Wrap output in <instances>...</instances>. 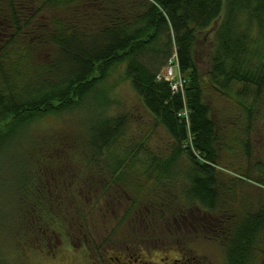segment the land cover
Returning a JSON list of instances; mask_svg holds the SVG:
<instances>
[{"label":"trees","instance_id":"obj_1","mask_svg":"<svg viewBox=\"0 0 264 264\" xmlns=\"http://www.w3.org/2000/svg\"><path fill=\"white\" fill-rule=\"evenodd\" d=\"M204 35L206 71L203 52L196 49L198 37ZM173 56L182 81L176 91L162 76ZM119 67L170 140L169 154L151 157L144 170H163L158 176L169 183L179 175L178 160L185 158L187 183L181 205L186 206L188 218L196 211L221 210L218 151L226 146L227 130L235 125L233 133L238 134L231 135V140H237L250 159L253 124L262 107L264 0H0V160L12 151L22 156L10 195L13 208L17 205L18 226L12 235L18 245L27 235L30 251L51 254L56 251L54 245L50 247L53 238L63 242L77 238V248L91 238L79 209L80 195L76 200L72 188L69 196L61 189L53 197L44 193L49 185L42 183L44 170L37 156L45 157L41 147L46 139L36 135L35 129L47 116L80 110L85 114L84 147L101 151L114 143L121 137L126 117L103 115L109 96L100 85ZM205 76L219 94L221 89L240 85L230 96L234 100L227 99L233 105L234 120L223 121L212 114L204 93ZM28 132L35 141L21 150ZM41 138L43 142L38 141ZM61 159L63 170L57 180H69L67 159ZM102 164L99 172L91 170L93 183L85 172L81 183L90 182L93 190L105 189V171L111 179L122 164L117 159V167L106 170L105 161ZM253 165L261 171L264 161ZM262 177L253 181L263 185ZM86 196L94 209L105 200ZM136 201L132 198L130 206ZM131 207L125 213L132 218L135 207ZM6 210L0 208V231ZM157 218L163 219L164 213ZM223 228V237L215 238L224 242L226 264H249L252 253L259 250V236L264 235V203L239 217L232 215Z\"/></svg>","mask_w":264,"mask_h":264},{"label":"rangeland","instance_id":"obj_2","mask_svg":"<svg viewBox=\"0 0 264 264\" xmlns=\"http://www.w3.org/2000/svg\"><path fill=\"white\" fill-rule=\"evenodd\" d=\"M204 36L198 37L196 42V49L202 51V55L207 52L204 49L208 45L207 35ZM202 65L206 71L208 62L205 55ZM173 67L174 78L179 76L181 81L176 64ZM203 80L204 93L214 117L223 121L234 120L231 114L233 105L229 100H234L230 96H235L240 85L221 89L219 94L213 91V83L206 76ZM100 88H105L109 96V101L105 100L108 106H105L103 115L108 118L125 114L126 117L125 126L119 132L121 137L105 149L98 151L81 143L85 138L82 125L85 114L80 110L65 112L58 117L47 116L38 122L39 126L35 129L36 135L46 139L41 147L45 148V157L37 156L40 168L44 170L42 183L49 185L44 193L53 197L61 189L69 196L72 188L76 200L80 195L77 200L79 209L91 238L80 248L75 247L78 245L77 238L68 239L67 242L53 238L50 247L54 245L56 251L51 254L44 250L30 251L31 239L27 235L22 239L24 243L18 245L12 235L18 226L17 205L13 208L10 195L14 194L13 182L22 156L12 151V154L10 152L0 160V208H7L8 215L0 231V264H170L174 259H179L174 260L176 264H226L224 242L215 236L223 237L220 230L224 226L223 229H226L232 215L239 217L264 203V183L260 185L253 181L255 177L264 178V165L261 171L253 165L258 160L264 161V96L260 101L259 118L255 117L256 123L253 124L250 159L244 156L242 145L237 140H231V135L238 134L233 133L235 125L231 127L232 130H227V144L218 151L216 174L218 181L223 183L218 198V202H224L222 209L217 208L212 214L195 210L197 214L192 213L188 218V213L184 211L186 206L181 205L187 183V160H178L176 169L179 175L169 183L158 176L163 174V170H144L151 157L169 154L171 147L166 131L155 124L152 115L144 109L125 79L122 67L112 70L105 85L102 83ZM70 139L74 140L71 144ZM34 141L35 138L28 132L21 150L28 149ZM38 141L43 142L42 138ZM15 151L21 152L17 148ZM34 151L37 153V150ZM62 157L67 159L65 168L71 171L69 180H57L60 178L59 172L63 170ZM117 159L121 160L122 165L115 172L116 176L110 179L106 171L103 174L105 189L93 190L90 182L89 185L81 183L83 172L90 173L92 178L89 181L93 183L91 170L99 172L104 161L105 170L117 167L114 165ZM119 177L120 182L117 181ZM79 182L81 188L78 187ZM87 194L104 196L105 200L102 198L94 209L89 205ZM132 198L137 203L133 205L135 208L131 211V218L126 216L125 210L131 205ZM160 212L164 213L161 220L157 218ZM203 221L204 226L201 225ZM258 245L259 250L252 253L249 264H264V235L259 236Z\"/></svg>","mask_w":264,"mask_h":264},{"label":"built area","instance_id":"obj_3","mask_svg":"<svg viewBox=\"0 0 264 264\" xmlns=\"http://www.w3.org/2000/svg\"><path fill=\"white\" fill-rule=\"evenodd\" d=\"M174 64V56L170 59L168 66L165 68V70L162 73V76L166 79L171 81V86L174 91L178 90V88L181 86L182 81L178 79L176 76L174 78V71H173V65ZM175 79V81H173Z\"/></svg>","mask_w":264,"mask_h":264},{"label":"flooded vegetation","instance_id":"obj_4","mask_svg":"<svg viewBox=\"0 0 264 264\" xmlns=\"http://www.w3.org/2000/svg\"><path fill=\"white\" fill-rule=\"evenodd\" d=\"M174 260L178 261L179 259H174ZM174 260H172L170 264H176V263H174ZM183 260L188 261L189 259L184 258Z\"/></svg>","mask_w":264,"mask_h":264}]
</instances>
